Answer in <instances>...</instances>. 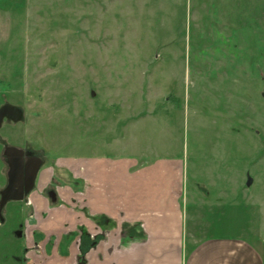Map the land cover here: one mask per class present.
I'll return each mask as SVG.
<instances>
[{
    "label": "rangeland",
    "instance_id": "obj_1",
    "mask_svg": "<svg viewBox=\"0 0 264 264\" xmlns=\"http://www.w3.org/2000/svg\"><path fill=\"white\" fill-rule=\"evenodd\" d=\"M5 104L23 118L0 149L35 150L57 186L79 187L66 161L127 158L153 177L162 159L183 166L186 254L216 236L264 249V0H0ZM7 206L0 264H20L33 211Z\"/></svg>",
    "mask_w": 264,
    "mask_h": 264
},
{
    "label": "crops",
    "instance_id": "obj_2",
    "mask_svg": "<svg viewBox=\"0 0 264 264\" xmlns=\"http://www.w3.org/2000/svg\"><path fill=\"white\" fill-rule=\"evenodd\" d=\"M155 161L153 177L152 163L138 167L127 158L93 156L79 164L61 163L71 178L77 173L80 178L75 189L56 188V201L68 206L49 204L46 190L56 182L52 170L42 167L29 195L34 214L24 241L29 251L19 263L264 264V249L235 236L208 237L186 254L183 166Z\"/></svg>",
    "mask_w": 264,
    "mask_h": 264
},
{
    "label": "flooded vegetation",
    "instance_id": "obj_3",
    "mask_svg": "<svg viewBox=\"0 0 264 264\" xmlns=\"http://www.w3.org/2000/svg\"><path fill=\"white\" fill-rule=\"evenodd\" d=\"M4 121L11 122L8 120H4ZM38 163H41L40 168L38 170L39 172L42 166H44L45 160L38 154V152L32 150L31 148L28 147L19 148L17 146L4 145L3 148L0 149V165L3 167L4 179H5L4 186L0 189V222L1 223L4 222V218L1 216L2 214L4 215V213L6 212V208L8 207L7 205L9 203L21 204L23 206L21 207V210L22 208L25 209V208L33 207V204L29 199V195L35 189L36 182H34V186L32 190L22 200L9 199L3 205H1L2 197H3L2 193L5 190L8 189L10 190V188L11 189L13 188L15 193L17 192L22 193L26 188L25 184L28 175L33 172L34 167L38 165ZM55 186H57V184ZM56 188L57 187H54V183H53L50 186H48L49 190L48 189L46 190V196L48 197V200H50L49 204L56 205L60 202V206H67L66 204H61V201H57L56 203ZM14 196H17V194H14ZM26 217L23 219V221L32 220L34 214L32 213L31 216H28L27 213ZM22 222L18 224L15 235L18 238H20L22 241L23 240L26 241L27 234L25 230H23L24 225ZM34 248L38 250V246H35ZM28 251L29 250L24 245L21 255L22 257H17L16 259L14 258L13 260L16 263H18L20 262L21 259L23 260L26 259V254L28 253Z\"/></svg>",
    "mask_w": 264,
    "mask_h": 264
},
{
    "label": "water",
    "instance_id": "obj_4",
    "mask_svg": "<svg viewBox=\"0 0 264 264\" xmlns=\"http://www.w3.org/2000/svg\"><path fill=\"white\" fill-rule=\"evenodd\" d=\"M22 118H23V112L20 108L13 106L11 104H5L0 107V128L4 120H8L13 123H18L22 120ZM40 165L41 163H38V165L34 167L33 172L28 175L25 184L26 188L22 193L20 192L15 193L13 188L12 189L10 188V190L9 189L5 190L2 193L3 197H2L1 205H3L9 199L22 200L32 190ZM251 183L252 180L248 178L246 185L250 186ZM14 194H17V196H14Z\"/></svg>",
    "mask_w": 264,
    "mask_h": 264
},
{
    "label": "trees",
    "instance_id": "obj_5",
    "mask_svg": "<svg viewBox=\"0 0 264 264\" xmlns=\"http://www.w3.org/2000/svg\"><path fill=\"white\" fill-rule=\"evenodd\" d=\"M94 243H91V245H93Z\"/></svg>",
    "mask_w": 264,
    "mask_h": 264
}]
</instances>
